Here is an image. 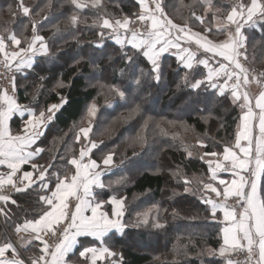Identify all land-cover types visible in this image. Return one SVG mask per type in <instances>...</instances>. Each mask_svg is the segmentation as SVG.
<instances>
[{
	"label": "snow or ice",
	"instance_id": "1",
	"mask_svg": "<svg viewBox=\"0 0 264 264\" xmlns=\"http://www.w3.org/2000/svg\"><path fill=\"white\" fill-rule=\"evenodd\" d=\"M66 2L73 8L66 24L72 29V39L77 44L80 43L76 35L79 25L87 24L85 9L95 10L96 18L90 27L97 30L98 39L89 42L94 47L102 48L105 39L113 40L121 48L126 64L133 62L135 53L143 55L151 66L152 79L157 83L161 78V57L172 53L186 70L183 81L187 86L199 88L203 85L215 89L219 95L230 96L232 103L241 109L234 143L225 144L222 152L204 151L199 157L210 174L207 182L202 178H189L178 171L172 175L178 181L182 180L183 193L198 196L209 213L208 218L224 225L220 230V248L218 251L210 250V254L223 257L225 264H240L231 258L232 254L244 253L243 264H264V72L257 73L249 66L250 42L244 31L247 27L260 24L264 33V0H234L230 9L223 13V19L215 25L217 33L225 34V39L219 42L204 34L213 32L212 26L194 32L187 22L183 25L174 23L165 10L163 0H136L139 11L134 18L125 15L118 19L104 12L102 0ZM194 2L199 3L203 12L197 15L193 10V22L206 25L203 13L211 12L213 20L221 14V8L215 6L213 0ZM181 6H184L183 0ZM55 8L54 0H47L44 7L35 12L40 19H33L34 8L25 0H16L15 10L9 6V11L14 17L29 18L30 35L24 34L29 31V24L23 22L19 32L6 28L5 34H0V65H3L8 81L7 87L0 88V167L7 169L0 171V205H4L0 206V215L7 229L9 211L5 206L9 202L17 205V200L5 194L6 189L30 194L35 186L45 193L39 194V201L46 206L38 219H26L22 224L13 221L16 239L5 231L0 238V264H123V254L114 250L105 238L109 232L123 233L130 226L124 219L128 211L127 197L113 195L107 200H100L96 194L97 189L112 186L105 184L103 177L115 166L114 152L104 154L101 163L90 156L94 149L99 148L97 142L89 140L97 106L92 104L88 108V126L80 127L75 135L76 143L81 145L79 155L66 160V166H72L74 173L61 176L59 170L50 172L54 168L53 163L49 162L45 167L33 162L45 151L33 146L44 135L46 125L55 118L66 98L61 96L59 103L47 105L39 112L17 102L15 73L30 69L37 56L55 55L52 41L64 34L58 24L53 25L52 37L46 38L41 34L43 22L49 19L45 10L53 12ZM137 22L144 26L143 31L134 27ZM63 42L68 43L67 40ZM257 43L264 50V35L261 41L251 45L253 50ZM192 44L196 46L195 50L188 46ZM129 47L133 50L131 53L123 51ZM201 51L203 55L199 56ZM80 62L77 60L76 64ZM196 66L203 69V74L192 81L189 75ZM93 67L98 68L99 65ZM121 72L124 74L123 69ZM133 82L140 85L141 80L136 77ZM253 84L259 89L256 95L249 92V86ZM56 87L62 88L64 84L60 82ZM109 92L120 100L126 98L125 91L119 86H111ZM139 112L140 105H136L129 115ZM14 116L22 120V128L15 134L9 127ZM148 123L145 121V131ZM156 126L159 127V124ZM138 142L143 149L148 143L147 136L138 138ZM198 143L202 148L207 147L203 139ZM185 150L189 157L193 155L190 149ZM52 159L55 160V157ZM60 159L65 158L61 156ZM24 165H30L33 171H23L18 175ZM221 173L230 175L231 179L222 178ZM52 177H55L54 188L49 183ZM126 182L127 177L115 181L116 184ZM69 198L75 200L72 211H69ZM229 199L234 204L229 205ZM109 205L111 210H105ZM218 213L222 214V219ZM174 215L178 213L174 212ZM158 216L159 208L153 206L145 212L136 213V221L131 226L164 229L165 225L159 222ZM49 235L57 236L58 242L50 244L45 239ZM34 241H39V245H34ZM29 246H40L39 254L28 257L26 261L22 258L23 252L28 251ZM69 254L77 257L75 262Z\"/></svg>",
	"mask_w": 264,
	"mask_h": 264
},
{
	"label": "trees",
	"instance_id": "2",
	"mask_svg": "<svg viewBox=\"0 0 264 264\" xmlns=\"http://www.w3.org/2000/svg\"><path fill=\"white\" fill-rule=\"evenodd\" d=\"M163 2L169 18H186L193 29L212 26L213 32L209 35H225L215 31L211 12L203 13L206 25L193 22L191 12L194 10L197 15L203 12L198 2L183 0L184 6H181V0ZM233 2L213 0V4L222 10L217 14L219 20L223 19V13ZM25 3L34 8L32 18L40 19L35 12L44 7L47 0H25ZM102 3L104 12L113 19L125 15L134 18L139 11L136 0H102ZM15 4L16 0H0V34H5L6 28L19 32L23 22L29 24V31L24 34L30 35L29 18L14 17L9 11V6L15 10ZM54 4L53 12L45 10L49 19L43 22L41 34L50 38L53 25L60 26L64 34L52 41L55 55L39 56L30 70L15 73L19 103L36 112L59 103L61 96L66 98V103L55 113L38 143L45 149L37 159L38 165L47 167L51 162L54 168L50 172L59 170L61 176L74 173L72 166H66V160L73 155L78 156L80 144L76 143L75 135L88 115V108L95 104L98 111L92 123L91 140L96 141L99 148L93 151L92 157L102 162L104 154L115 153V166L104 177L105 184L112 186L97 191L98 198L127 197L128 211L124 219L130 226L122 235L111 234V239H106L114 250L123 254V264H224L223 257L210 254V250L218 251L220 248L223 224L208 218L209 213L198 196L183 193L182 180L178 181L172 173L178 171L189 178H202L207 182L210 174L199 157L204 151L222 152L225 144L234 142L241 109L232 103L230 96L219 95L215 89L203 85L199 88L187 86L183 81L186 70L173 54L161 57V78L157 83L152 79L151 66L143 55L135 53L133 62L126 64L121 48L113 40L105 39L102 48L94 47L89 42L98 39L97 30L90 27L96 18L95 10L85 9L87 24L79 25L76 35L80 43L77 44L72 39V29L66 24V19L73 12L72 6L66 0H54ZM260 27L257 24L244 30L249 37L253 69L260 63L264 69V50L258 43L255 50L251 47L264 35ZM123 51L131 53L133 50L129 47ZM77 60L81 61L79 65ZM93 65L99 67L94 68ZM202 74L203 69L196 66L189 79L195 81ZM136 77L140 78V85L133 82ZM60 82L64 87L57 88ZM113 85L125 91V99L120 100L109 92ZM136 105H140V112L130 116ZM145 121L149 122L147 131L144 130ZM177 125H183L193 137H184L177 132ZM12 128L20 130L18 118L13 119ZM145 136L148 143L141 149L138 138ZM201 139L205 141L206 148L199 145ZM186 148L192 151L191 157L187 155ZM61 156L65 159L61 160ZM124 177H127L125 184L115 183ZM49 182L54 188L55 177ZM39 194L45 193L34 186L30 194L15 193L12 196L17 200V205H8L12 220L8 221L7 229L12 235L13 221L22 224L26 219H38L43 214L46 206L39 201ZM153 206L159 208L158 219L165 225L164 229L131 226L135 223L136 213ZM24 254L28 258L38 255L39 250L30 246ZM70 258L75 262L77 257L72 255Z\"/></svg>",
	"mask_w": 264,
	"mask_h": 264
},
{
	"label": "crops",
	"instance_id": "3",
	"mask_svg": "<svg viewBox=\"0 0 264 264\" xmlns=\"http://www.w3.org/2000/svg\"><path fill=\"white\" fill-rule=\"evenodd\" d=\"M188 46H190V47H192V48H196V46H195L194 44H192V45H188ZM201 52H202V51H201ZM167 54H168V53H167ZM169 54H172V53H169ZM38 57H39V56H37V57L35 58L32 67L34 66V64H35V62H36V60H37ZM32 67H31V68H32ZM31 68H30V69H31ZM30 69H25L24 71H26V70H30ZM24 71H20V72H24ZM258 91H259V89H258V87H257L255 84L249 86V92H250L252 95H256V94L258 93ZM16 98H17V102L19 103V100H18V96H17V95H16ZM19 104H20V103H19ZM21 105H22V104H21ZM32 110H34V109H32ZM34 111H35V110H34ZM26 115H27V114H26ZM15 118H18V119L20 120V125H22V120H21V118H20L19 116H14V117L12 118V120L9 122V127H10V129H11V131H12L13 134L19 132V130H18V131H15V130L12 128V121H13V119H15ZM25 118H26V117H25ZM48 125H49V123L46 125V131H47V129H48ZM21 128H22V127H21ZM46 131H45V133H46ZM45 133H44V135H45ZM44 135H43V136H44ZM43 136L40 137V139L38 140L37 144H36L35 146H33L34 148H35V147H39V146H38V143H39V141L43 138ZM42 153H43V152H42ZM42 153H41V154H42ZM41 154H40V156H41ZM40 156H38V157L36 158V160L33 161V162H35L37 165H38V163H37V159H38ZM38 166H39V165H38ZM111 170H112V169L110 168V169L108 170V172L105 174V176H106L107 174H109V173L111 172ZM0 171H7V169L0 167ZM23 171H33V170H32V168H31L30 165H24L23 168H22L21 173H18V175L22 174ZM105 176H104V177H105ZM220 176H221L222 178H224V179H227V180H230V179H231V176L228 175V174H226V173H221ZM104 177H103V180H104ZM49 183H50V182H49ZM103 189H104V188H103ZM6 190H8V189H6ZM99 190H102V189H97V190H96V194H97V191H99ZM14 194H15V192L13 191L11 197H12ZM212 195L215 196V194H212ZM97 199H99V198H98V195H97ZM71 202H75V200L72 199V198H69V201H68V203H69V207H70ZM9 204H11V203L9 202L8 205H9ZM8 205H6L5 207H6L7 210L9 211V220H12V217H11V211H10ZM0 206H4V205H0ZM219 214H220V213H219ZM220 215H221V219H222V214H220ZM3 221H4V218H3L2 215H0V238L3 237L5 231H8V229L5 228ZM17 224H19V223H17ZM223 226H224V225H223ZM124 231H125V229H124ZM124 231H123V233H124ZM8 233H9L10 235H12V234L10 233V231H8ZM123 233H119V232L112 233V232H109V233H108V236H107L105 239H107L111 234H117L118 236H120V235H122ZM21 235H26V234L22 233ZM12 238H13V239H16L15 234L12 235ZM81 239H83V238H81ZM33 244H35V245H39V241H34ZM40 246H42V245H40ZM40 246H36V247L38 248V250H39V247H40ZM29 247H30V246H29ZM78 247H79V246H78ZM22 251H23V250H22ZM74 251H76V250H74ZM70 256H72V254H69V257H70ZM22 258H24L26 261H27V259H28V258L25 256L24 252H23V257H22ZM224 264H225V262H224Z\"/></svg>",
	"mask_w": 264,
	"mask_h": 264
},
{
	"label": "rangeland",
	"instance_id": "4",
	"mask_svg": "<svg viewBox=\"0 0 264 264\" xmlns=\"http://www.w3.org/2000/svg\"><path fill=\"white\" fill-rule=\"evenodd\" d=\"M118 19V18H117ZM218 20L219 19H217V20H215L213 23V26H215L217 23H218ZM173 22L174 23H177V24H181V25H183L185 22H187L188 23V25H189V27H191L190 26V23L188 22V20L186 19V18H182V19H174L173 20ZM192 28V27H191ZM192 31H194V32H201L202 30H199V29H197V28H192ZM205 35H208V38L209 39H213L214 41H217V42H219V41H221V40H223V39H225V35L222 37H220V36H218V35H209V33H204ZM193 50H195V48H193ZM167 54V53H166ZM169 54V53H168ZM174 55V54H173ZM175 56V55H174ZM176 57V56H175ZM249 66H250V68L252 69V70H254L255 72H257V73H259V72H264V69H262V66H261V63H260V65L258 64L257 65V68L256 69H253L252 68V66L250 65V63H249ZM101 86V85H100ZM16 95H17V93H16ZM97 109H98V107H97ZM95 119V118H94ZM94 119H93V122H94ZM92 122V123H93ZM239 122H240V120H239ZM238 122V123H239ZM88 123H89V115H87L86 116V118H85V120L82 122V124H81V126L80 127H87L88 126ZM93 125V124H92ZM21 127H22V125H20V130H21ZM79 127V128H80ZM177 132H180L184 137H186L187 135L188 136H190L189 138H191V137H193L192 135H191V133H189L187 130H186V128L183 126V125H177ZM19 130V131H20ZM79 131V130H78ZM191 132V131H190ZM91 136H92V130H91V132L89 133V140H91L92 138H91ZM63 140V138H61V141ZM60 141V142H61ZM94 141V140H93ZM96 142V141H95ZM234 143V142H233ZM80 147H81V145H80ZM80 147H79V150H80ZM95 150V149H94ZM93 150V151H94ZM79 153V152H78ZM93 153V152H92ZM92 153H90V156H91V158L93 159V157H92ZM79 155V154H78ZM98 163H101V162H99V161H97ZM114 164H115V161H114ZM114 168V166L111 168V169H113ZM74 207H75V202H71V204H70V207H69V211H72V210H74ZM149 208H152V207H148V208H146V209H144V210H142V211H140L141 213L142 212H145V211H147ZM105 210H108V211H110L111 210V206L109 205V206H106V209ZM155 213H153V215H154ZM134 221H136V215L134 216ZM150 221H151V217H150Z\"/></svg>",
	"mask_w": 264,
	"mask_h": 264
},
{
	"label": "built area",
	"instance_id": "5",
	"mask_svg": "<svg viewBox=\"0 0 264 264\" xmlns=\"http://www.w3.org/2000/svg\"><path fill=\"white\" fill-rule=\"evenodd\" d=\"M134 27H137L139 30L143 31L144 26L142 24H139V22H137V24L134 25ZM4 72H5V69H4L3 65H0V88L8 86V81H7L6 76L4 75ZM9 75H11V73H9ZM12 193H13V191H11V190H6V192H5V194H10V195H12ZM213 198H215L214 195H213ZM227 203L229 205H232V204H234V201L232 199H229L227 201ZM45 239H47L50 244H55L56 242H58L57 236L49 235V236H46ZM231 258L234 261H239L240 264H243V261L245 259V254L244 253H234V254H232Z\"/></svg>",
	"mask_w": 264,
	"mask_h": 264
}]
</instances>
